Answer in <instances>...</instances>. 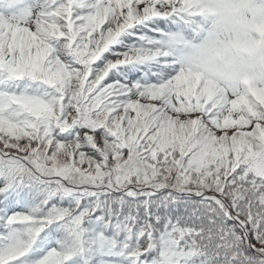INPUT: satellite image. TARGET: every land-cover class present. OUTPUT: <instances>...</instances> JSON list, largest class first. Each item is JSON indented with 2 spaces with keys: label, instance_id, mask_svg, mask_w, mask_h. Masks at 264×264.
Masks as SVG:
<instances>
[{
  "label": "snow or ice",
  "instance_id": "obj_1",
  "mask_svg": "<svg viewBox=\"0 0 264 264\" xmlns=\"http://www.w3.org/2000/svg\"><path fill=\"white\" fill-rule=\"evenodd\" d=\"M0 264H264V0H0Z\"/></svg>",
  "mask_w": 264,
  "mask_h": 264
}]
</instances>
